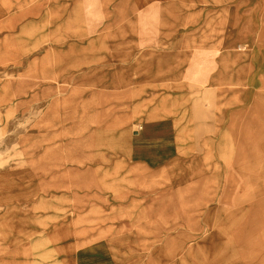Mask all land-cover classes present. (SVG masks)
<instances>
[{"label":"crops","instance_id":"crops-1","mask_svg":"<svg viewBox=\"0 0 264 264\" xmlns=\"http://www.w3.org/2000/svg\"><path fill=\"white\" fill-rule=\"evenodd\" d=\"M161 1L0 0V128H17L22 122L57 129L49 136L54 148L43 155L54 162L50 168L42 163L0 172V264H124L118 263L116 247L95 241L102 233L113 239L117 228L131 226L133 216L120 215L128 220L117 225V211L111 216L108 210L113 220L99 229L96 212L150 206L157 190L146 186L139 193L137 186L148 183L149 174L187 166L194 158L192 141L180 129L191 127L180 119L181 112L192 110L183 93L186 87L165 73L179 64L175 48L182 32L185 37L190 30L156 24L153 17L167 9ZM243 110L230 113L221 107L220 144L239 111L243 126ZM101 113L108 114L103 128L108 127L113 140L120 135L129 149L122 157L106 152L112 160L104 168L108 173L99 164L69 162L94 153L85 150L83 137L64 135L98 127ZM207 154L203 161L220 160L205 165L216 192L210 206L221 209L228 206L217 199L218 178L228 175L224 153ZM118 159L133 169L117 178L113 171ZM86 176L98 177L103 189L83 187ZM119 181L125 184L117 186ZM27 194L29 199H19ZM142 222L145 228L155 225L156 239L169 234L180 239L185 233L167 231L155 218Z\"/></svg>","mask_w":264,"mask_h":264},{"label":"bare ground","instance_id":"bare-ground-1","mask_svg":"<svg viewBox=\"0 0 264 264\" xmlns=\"http://www.w3.org/2000/svg\"><path fill=\"white\" fill-rule=\"evenodd\" d=\"M209 1L224 5L223 25L228 32V44L232 43L239 35L244 36L245 40H250L244 51H239L236 47L231 49L224 45L221 46L222 48L220 47L219 54L212 51L204 54V58H202V53L198 49L195 53L193 51L191 57L192 51L190 48L189 51L187 50L188 47L185 46V37L183 36L185 33L182 32L181 42L175 48L176 55L178 54L180 57L179 64L175 63L170 69L166 68L165 73L166 75L172 74L175 77L174 81L179 80L180 88H187L190 83L194 82L203 87L215 88L220 93L240 89L246 91L249 87L250 75L257 70L264 71V44L251 40L249 37L251 35L246 33L248 26L242 29V21L236 25L238 14L234 7L235 0H165L164 3L161 1V4L167 9L164 13L153 17L154 22L164 29L174 28L186 31L191 26V22L186 18V12L191 5ZM249 1L264 3V0ZM251 23L255 25L254 17L251 19ZM251 30H253L252 27ZM256 99H253L249 93L247 94L245 107H249L251 112L244 111L243 126H240L241 112L239 111L238 115L234 114L231 118L228 135H226L222 146L227 152H230V156L233 158L231 162L238 169L239 175L243 177L256 174L246 172L250 169L247 167L246 161L260 160L264 153V148L260 149V142L257 138L260 130L262 136L264 135V123L255 122L258 120L255 112L257 111L258 116H263L264 110L261 109L262 103L259 105L262 100L259 102ZM98 120V127L94 129L84 127L77 129L74 133L64 132V135L83 137L84 148L88 152L94 153L93 157L90 156L89 159L69 162L99 164L97 168H100L101 172L108 173L104 168L108 167L112 160L106 157V152L112 151L117 157H122L128 155L129 149L120 135H117L116 140H113V137L109 135L108 127L103 128L108 120L107 113H101ZM87 133H89L88 136ZM249 147L254 149L251 155L248 153ZM190 148L191 153L193 147ZM42 160L43 167L50 168L54 163L46 159ZM128 167L124 159H118L114 167L116 172L113 171V174L117 178L121 177L127 171H132L133 168L129 169ZM133 173L140 174L141 171L134 169ZM145 173L143 172L141 175L145 177ZM206 173L203 159L194 157L187 166L175 167L171 165L161 172L154 173L156 176L149 174L146 177V179L149 178V182L143 181V184L137 186L139 193H144L146 186L152 191L157 189L163 191L160 195H154L149 200L150 206L144 207V209L139 207L143 212L141 217L143 221L155 218L162 223L167 231L183 229L181 234L185 233L180 239L184 240L195 237L197 234H205L203 238L190 243L185 249H182L185 244L180 241L171 242L166 246H157L156 242L158 241H155L156 244L151 249L147 264H255V261L264 254V243L262 242L249 240L245 247L240 244L244 237H253L256 234L263 237L264 209L252 211L239 203L236 204L234 210L210 206L216 197V192H214V184L206 176ZM108 177L106 175L105 181ZM97 179L98 177H93V179L84 177L83 187L103 189V181ZM120 182L125 184V182L119 181L117 186ZM246 182L247 185L252 184V177L246 178ZM126 184L128 185V183ZM29 198L28 194L19 197L24 200ZM117 200H123V194H119V191ZM141 236L147 237L146 232L143 231ZM144 248L150 250L148 245H145ZM173 252L182 253L176 260H173L175 258L172 256ZM258 264H264V260L262 259Z\"/></svg>","mask_w":264,"mask_h":264},{"label":"rangeland","instance_id":"rangeland-1","mask_svg":"<svg viewBox=\"0 0 264 264\" xmlns=\"http://www.w3.org/2000/svg\"><path fill=\"white\" fill-rule=\"evenodd\" d=\"M258 2L260 1L235 0L234 7L237 9L238 14L236 25L242 21V29L248 26L246 33L251 35L249 36L251 40L264 44V3L260 4ZM186 13V18L191 22V26L188 27L190 31L185 36L187 37L185 46L188 47V51L189 48L191 49V57L193 51L195 53L198 49L202 53V58H204V54L211 53L212 51L219 54V49L224 45L231 47V49L236 47L239 51H244L250 41L245 40L244 36L239 35L232 43L228 44V32L223 25V15H225L224 5L211 1L193 4ZM253 17L255 25L251 23ZM251 27L253 30H251ZM191 85L183 93H185L184 96L187 99V103L192 105V110L180 113V119L184 121L188 120L187 125L191 127L186 126L180 129L183 133L182 136L189 137L192 141L191 146L193 147L192 152L195 154L194 157L199 156L207 159L208 152L211 154L212 152L224 153L223 159L225 160L223 161L225 164L223 165V169L224 167L227 168L225 171L226 173L228 172V175L225 174L218 178L217 199L222 200L223 203L228 205L227 207L224 206L223 209L234 210L237 203L247 206L252 211L264 209V207H261L264 206V153L262 158L258 159L259 161L251 159L246 161L247 167L250 168L246 172L256 174L245 177L240 176L238 169L231 162L233 158L230 156V152H227L222 147L224 144H220V130L217 126L222 114L221 107H225L230 113L238 107H243V111L251 112L249 107H245V97L248 93L253 99L257 98L259 102L262 100L259 105L262 103L261 109L264 110V71L257 70L250 75L249 87L246 91L240 89L220 93L215 88L203 87L194 82ZM255 113L258 118L255 122L258 124L259 122L260 124L264 123V115L258 116L257 111ZM22 124L21 122V126L17 128H0V172L29 167L32 165L31 163H34L36 166L42 165L44 153L52 151L55 146L51 142L55 140L49 136L57 129L41 126L29 127L27 124ZM257 138L260 142V149H263L264 135L262 136L261 130ZM72 139L76 138L73 137ZM253 152L254 149L249 147V155ZM214 156L216 157L217 154ZM204 162L209 166L212 162L219 164L220 160L211 159L204 160ZM87 163L85 164L86 167ZM248 177H252V184L250 185L246 184V178ZM208 178L210 179V177ZM162 192L157 189L155 195L158 196ZM108 210H110L111 216L114 214V211H117V225L127 219L126 217H120V215L125 216L126 213L128 217L130 215L133 216L132 220H134L131 226L123 227L122 230L117 228L115 235H111L114 237L113 239H108L109 233H102L101 239L95 241V244H100L102 247H116L118 249V263H120V260L124 264H145L151 255V249L156 243L158 244L157 246H166L171 242L180 241V243L185 244L182 248L185 249L190 243L196 242L205 236V234H197L195 237H191L194 239L184 240L173 239V235L169 234L165 235V237L163 236L161 239H156L153 234L156 231L155 225L149 224V228H145L146 224H142L141 211H139L140 208L138 206L133 209H127V212H124L126 207L120 206L112 209H98L95 216L100 222L98 225L99 229H104L109 225L108 220L111 222L113 220L112 218L108 219ZM137 213L139 216L135 219L134 216ZM124 223L126 224V221ZM143 231L148 232L146 234L148 238L143 237L142 239L141 234H143ZM178 231L183 232L184 230L179 229ZM249 240H257L264 243V235L263 237H260L259 234L253 237H244L240 241L241 246L245 247ZM155 241L158 242L154 243ZM145 245L150 246V250L145 249ZM181 253H172V256L175 257L173 260H176ZM262 259L264 260V254L255 261L256 263H253L258 264Z\"/></svg>","mask_w":264,"mask_h":264}]
</instances>
